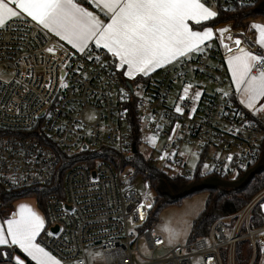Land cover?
Segmentation results:
<instances>
[{
	"label": "built area",
	"instance_id": "obj_1",
	"mask_svg": "<svg viewBox=\"0 0 264 264\" xmlns=\"http://www.w3.org/2000/svg\"><path fill=\"white\" fill-rule=\"evenodd\" d=\"M201 1L226 9L260 2ZM117 64L106 49L75 50L29 18L11 19L0 30V71L10 75L0 77V190L50 185L59 160L49 142L67 156L86 157L65 172L63 197L48 198L39 244L64 264H136L134 257L140 264H238V244L246 241L248 264H264V224L253 223L264 190L207 235L168 250L154 201L129 186L138 152L134 124L143 130L139 144L146 130L164 141L157 167L183 179L195 175L184 145H195L211 167L205 176L224 181L238 180L260 161L264 119L234 104L221 45L204 43L196 55L139 84L126 80ZM141 242L152 253L168 252L147 258ZM0 252L12 257H0L4 264H15L12 247Z\"/></svg>",
	"mask_w": 264,
	"mask_h": 264
},
{
	"label": "snow or ice",
	"instance_id": "obj_2",
	"mask_svg": "<svg viewBox=\"0 0 264 264\" xmlns=\"http://www.w3.org/2000/svg\"><path fill=\"white\" fill-rule=\"evenodd\" d=\"M95 7H102L107 23L74 0H0V30H6V20L26 14L78 51H84L89 42L94 41L96 47L106 49L118 60L117 68L126 66L123 74L132 78L136 74L147 75L178 57L199 51L213 36V30L206 26L203 31L193 30L189 22L201 25L202 21L217 16V12L201 0H95ZM251 27L259 32L257 42L264 48V26L253 24ZM219 31L223 37L229 30ZM234 43L235 52L225 45L233 52L227 61L229 70L237 94L242 96L240 102L253 109L264 98V53L245 50L239 39ZM260 111H264V107ZM140 218H144L142 213ZM5 223L6 232L0 226V246L18 247L34 264H61L35 243L44 228V220L28 205H19L16 214ZM3 255H7L9 261L12 259L10 254L0 252V257ZM0 264H4L2 258ZM15 264L25 262L17 258Z\"/></svg>",
	"mask_w": 264,
	"mask_h": 264
},
{
	"label": "trees",
	"instance_id": "obj_3",
	"mask_svg": "<svg viewBox=\"0 0 264 264\" xmlns=\"http://www.w3.org/2000/svg\"><path fill=\"white\" fill-rule=\"evenodd\" d=\"M261 1L263 0H260V2ZM258 4L246 9H226L223 7H217V16L215 18L209 19L208 21L201 23V25H192V27L194 29H204L205 26L215 27L222 23H231L236 29L245 28L247 23L252 19H258L260 17L264 19V15L256 11ZM122 73L124 72L122 71ZM150 76H141L132 82H146L149 81ZM234 104L239 108L235 96ZM142 131L143 130H141L138 125L134 124L133 140H136L137 148L139 141H141ZM0 134L3 133L0 131ZM49 144L53 146L59 160L56 168V174L51 184L43 187H31L22 190H0V210L4 209L5 212H9L12 210L16 201L21 198L31 197L36 200L37 206L44 213L47 222L48 215L46 205L48 198L54 194L63 197L61 184L65 172L71 166L86 160V157L81 156L80 154L67 156L57 148L55 143L53 144V142H49ZM133 160L136 170L135 177H142V179L148 182L150 188L155 191L156 195L153 207L156 215L166 207L179 205L185 197L194 195L199 191L180 198L174 197L172 195L173 193H178L184 186L191 183H200L208 177L202 175L200 170H197L194 177L190 179H183L181 177L174 176L170 171L157 167L156 161L152 156H146L140 152L135 154ZM200 165L201 162L198 167H200ZM244 174H242L240 178ZM262 190H264V170L256 174L243 189L238 190L218 187L215 189L202 190L208 192V197L204 210L192 223L189 242L207 235L211 226L216 221L240 211ZM263 201L264 199L254 209L253 223L255 226H261L264 224V214L261 209V203ZM23 257L26 264H34V262L27 256L23 255ZM250 257L251 252L249 250L248 243L246 241L239 243L237 252L238 264H248Z\"/></svg>",
	"mask_w": 264,
	"mask_h": 264
},
{
	"label": "rangeland",
	"instance_id": "obj_4",
	"mask_svg": "<svg viewBox=\"0 0 264 264\" xmlns=\"http://www.w3.org/2000/svg\"><path fill=\"white\" fill-rule=\"evenodd\" d=\"M210 9L215 11V8L213 6H210ZM258 19L262 20L263 18L260 17ZM252 20H257V19H252ZM0 77L4 80H8L10 78V75L0 71ZM210 89L211 88L209 87V90ZM163 145H164L163 140H159L152 133L146 130L143 133V141L140 142V144L138 145V152L146 156H152L155 159L160 156L159 152L162 149ZM182 154L184 155L185 161L187 163V169L193 175L197 173V170H200L202 175L208 174L211 171V167L208 165V163L201 161L199 151L197 150L195 145H188V146L184 145L182 147ZM200 162L201 165L200 167H198ZM134 179L135 181L129 184V186L133 190L137 191L139 194L146 195L149 197L151 201H154L156 194L155 191L150 188L148 182L142 179V177L140 176L135 177ZM207 197H208L207 191H199L194 195L185 197L179 205L166 207L162 211H160L157 215L155 214L154 219L157 222V232L166 241L168 250L177 247L178 245H184L187 242H189L192 223L195 220V218H197V216L204 210ZM23 202H25L26 205H28L34 212H36L42 218L41 212L38 210L34 198L31 197L21 198L20 200L15 202L13 208L18 210L20 203ZM262 205H264V201L261 203V209L262 212L264 213V207H262ZM6 213L7 212H5L4 209L0 210V226L4 227L5 232L7 231V225L5 222L6 220L12 218V217H8ZM41 232L42 231H40V233ZM173 234L175 235L174 239L171 238ZM39 235L36 237L35 243L41 246V244H39L38 242ZM170 239L171 242H169ZM10 247H12L15 251L14 260L19 258L24 260L26 264V261L23 257V255L26 254H24L18 247L15 246H10ZM139 248L141 253L145 257L147 258L153 257L154 259L162 258L168 252L167 249H162L152 253L151 251L147 250L144 242H141ZM45 250L48 251L47 249ZM51 255L54 256L53 254ZM95 256L100 257V254L95 253ZM90 260L92 261V258ZM134 260L136 264L141 263V261L137 257H134ZM61 264L64 263L61 261ZM90 264L92 263L90 262Z\"/></svg>",
	"mask_w": 264,
	"mask_h": 264
},
{
	"label": "crops",
	"instance_id": "obj_5",
	"mask_svg": "<svg viewBox=\"0 0 264 264\" xmlns=\"http://www.w3.org/2000/svg\"><path fill=\"white\" fill-rule=\"evenodd\" d=\"M74 2H77L81 6L85 7L87 10L92 11L93 14L97 15L98 18H100L104 23L108 22V18L104 15V10L102 9V7L101 8L95 7V0H93L92 3H89V0H74ZM206 7H209V9H210V6H206ZM214 8H215V11L217 12L216 7H214ZM16 18H29V19H31L30 17H26V14H21L19 17H16ZM16 18H12V19H16ZM210 19H212V18H210ZM8 21L9 20H6V22H8ZM203 22H206V21H202L201 23H203ZM189 24H190V27L193 30H197V31H203L204 30V29H194L192 27V25H196V24H194L193 22H189ZM253 24L264 26V20L263 19L262 20L261 19L250 20L247 23V26L245 28H240V29L234 28L231 23H222V24H219V25H217L215 27H210L213 30V36L209 40H206L204 43L215 42V43H219L221 45V47H222V49L224 51V54H225V67L228 69L229 72H230V70H229V66H228L227 61H228L229 57L233 54V52H235V50H236V46H235V43H234V41L236 39H239L241 41V47H243L245 50H247V51H249L251 53L259 54L260 50L264 52V48H262L257 42L258 39H259V36H260L259 32L256 29L251 27ZM224 28H227L229 31H227L224 34V36L221 37L219 30L220 29H224ZM61 41H63V40H61ZM63 42L65 44H67L68 46L72 47L69 43H67V41H63ZM91 44L95 45V42L94 41H90L88 46H90ZM225 45H228L229 47H231L233 49V52H229L228 48H226ZM197 53H198V51H192L190 53H187L183 57H178L175 60H173V61H171V62H169V63H167L165 65H162V66H160L158 68H155L154 70L150 71L147 75L136 74L132 78H129L127 76H125V78L130 80V81H133V80H135V79H137L138 77H141V76L146 77V76L153 75V74H155L156 72H158L159 70H161V69H163L165 67H170V66L178 64L183 58L194 56ZM121 69H122L123 72H125L127 70L126 66H124ZM230 75H231V72H230ZM231 79H232V75H231ZM228 91H230L235 96L238 105L242 109L246 110L247 112H249V113H251V114H253L255 116H259L260 118L264 119V111H260L261 107H264V98H261L257 102V104L255 105V107L253 109H249L248 107L245 106V104H242L240 102L241 99H242V96L237 94L236 85L233 83V80H232V85L229 87ZM35 202H36V200H35ZM21 204H25L26 205L25 202L20 203V205ZM14 205H15V203H14ZM36 205H37V202H36ZM37 208H38V206H37ZM38 210L41 212V216H42V218L44 220V226H45V224H46L45 215L39 208H38ZM16 212H17V209L12 208V210L7 212L6 214H7L8 217H13L16 214Z\"/></svg>",
	"mask_w": 264,
	"mask_h": 264
},
{
	"label": "water",
	"instance_id": "obj_6",
	"mask_svg": "<svg viewBox=\"0 0 264 264\" xmlns=\"http://www.w3.org/2000/svg\"><path fill=\"white\" fill-rule=\"evenodd\" d=\"M256 11L264 15V0L257 5ZM127 85L130 88H132L130 82H128ZM263 170H264V154L262 155L260 161L257 163L255 167H253L251 170L246 172L243 175V177H241L236 181H224L215 177H207L205 180H203L200 183H191L189 185L184 186L178 193H173L172 195L174 197L180 198L197 191H202L205 189H215L218 187H222L226 189H238V190L243 189L256 174L262 172ZM53 231L54 232L57 231V228H54Z\"/></svg>",
	"mask_w": 264,
	"mask_h": 264
}]
</instances>
